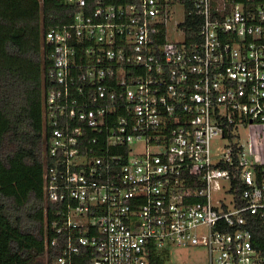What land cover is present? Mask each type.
Here are the masks:
<instances>
[{
  "label": "built area",
  "instance_id": "built-area-1",
  "mask_svg": "<svg viewBox=\"0 0 264 264\" xmlns=\"http://www.w3.org/2000/svg\"><path fill=\"white\" fill-rule=\"evenodd\" d=\"M65 2L43 33L56 264H151L170 244L264 264V160L240 140L264 123V0Z\"/></svg>",
  "mask_w": 264,
  "mask_h": 264
},
{
  "label": "trees",
  "instance_id": "trees-1",
  "mask_svg": "<svg viewBox=\"0 0 264 264\" xmlns=\"http://www.w3.org/2000/svg\"><path fill=\"white\" fill-rule=\"evenodd\" d=\"M65 0H0V264H56L46 244L53 204L44 196L47 81L44 28L67 21ZM48 215V218H47ZM264 254V224L248 216ZM167 252L151 264H164Z\"/></svg>",
  "mask_w": 264,
  "mask_h": 264
},
{
  "label": "rangeland",
  "instance_id": "rangeland-1",
  "mask_svg": "<svg viewBox=\"0 0 264 264\" xmlns=\"http://www.w3.org/2000/svg\"><path fill=\"white\" fill-rule=\"evenodd\" d=\"M240 140L247 147L250 144L253 145L264 160V123L252 124L247 129L243 128L240 132ZM213 149L223 152L224 146L221 142H215ZM166 248L167 250L164 248L160 250V255L163 251L167 252L164 264L204 263L207 259V250L202 246L181 247L170 244Z\"/></svg>",
  "mask_w": 264,
  "mask_h": 264
}]
</instances>
